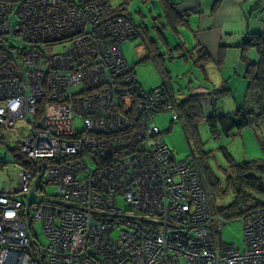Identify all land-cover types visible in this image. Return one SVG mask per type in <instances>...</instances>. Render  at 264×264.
I'll return each mask as SVG.
<instances>
[{"label":"built area","instance_id":"1","mask_svg":"<svg viewBox=\"0 0 264 264\" xmlns=\"http://www.w3.org/2000/svg\"><path fill=\"white\" fill-rule=\"evenodd\" d=\"M136 37L105 0H0V128L26 160L0 190V264H264V208L238 218L240 251L221 242L197 161L154 123L175 102L122 55Z\"/></svg>","mask_w":264,"mask_h":264},{"label":"rangeland","instance_id":"2","mask_svg":"<svg viewBox=\"0 0 264 264\" xmlns=\"http://www.w3.org/2000/svg\"><path fill=\"white\" fill-rule=\"evenodd\" d=\"M124 0H109L108 5L114 9ZM160 5L157 0H151L145 4L141 0H127V6L122 10L128 12L131 20L135 25H140L142 22L145 27L149 29L150 41L156 42L160 54L166 53L160 41L157 40L156 32L152 30L154 26L151 21V16L159 13ZM139 12L143 15H139ZM151 16H150V13ZM158 26V24H157ZM144 36V35H143ZM142 35L133 40H126L121 43L120 49L122 55L137 80L138 85L143 90L153 89L160 85L161 79L159 72L151 59H146L148 56V49L152 48L148 37ZM173 46V42H171ZM153 49V48H152ZM60 48L56 45L49 49L50 53H58ZM154 50V49H153ZM189 56V55H188ZM178 56L174 54V60L170 61L168 56H163V62L159 60L161 67L170 74L171 87L174 95H183V97L190 93L191 89L198 86V83L191 77V72L201 82L202 78L196 72L188 61L184 63L183 59H176ZM145 59V60H144ZM162 63L164 66H162ZM191 81V83H190ZM182 97V96H180ZM218 97L216 98V102ZM222 100L218 105L222 104ZM243 105V104H242ZM221 114V113H217ZM154 123L160 130L165 144L172 150L178 160H184L195 156L198 159L204 160L207 167L211 169L214 176L218 179L220 186L218 193L215 194L216 206L225 207L233 200L231 191L220 199L219 193L224 189V181L229 171L230 162L240 164L242 162H257L264 164V150H262L259 142L264 140V129L261 132H255L251 128L245 129L238 134L234 133L230 137L214 138L209 133L208 126L205 122H201L197 126L198 139L187 140L182 127L178 121H171L170 113H160L155 115ZM76 126H79L76 123ZM260 141H259V140ZM264 146V144H262ZM26 163L25 159H21L17 155L15 145L7 143V145L0 144V190L2 184L8 188L17 185L20 174L24 170L22 167ZM47 192L53 193L54 189L49 187ZM253 195H257L252 192ZM251 202V201H249ZM248 202V203H249ZM119 204L123 206L122 201ZM220 225V224H219ZM217 224V226L219 227ZM117 230H115L111 237L116 239ZM35 236L40 244L46 245L39 224L35 225ZM221 242L232 246L234 249L240 251L242 249V224L239 219L224 220V225L220 233Z\"/></svg>","mask_w":264,"mask_h":264},{"label":"crops","instance_id":"3","mask_svg":"<svg viewBox=\"0 0 264 264\" xmlns=\"http://www.w3.org/2000/svg\"><path fill=\"white\" fill-rule=\"evenodd\" d=\"M141 1L143 4L151 2ZM157 1L160 5L159 13L155 16L149 13L154 24L152 30L156 32L157 40L159 39L166 53L160 54L156 42L150 41V31L143 22L140 25L133 24L142 26V36L148 37L151 45L156 48V53L162 56L161 61L163 62L165 55L172 61L176 54V59L182 58L184 63L191 62L202 78L203 86L191 72L190 75L198 86L192 88L189 94L198 90L208 95L212 91H222L215 103L214 113H232L241 108L246 100L248 86L246 64L258 60V54L253 48L243 53L242 45L249 36H264V0H172L171 7L175 14H182L178 19H174V15L172 18L168 16L164 5L160 0ZM123 3L124 1L115 9H121L119 7ZM125 13L130 17L128 12ZM139 15L143 17L140 12ZM171 42L174 43L173 46ZM177 46L180 48L176 49ZM201 52L205 55L202 60ZM168 77L170 79L169 73ZM220 100L223 102L218 105ZM4 188L5 183L2 184V189Z\"/></svg>","mask_w":264,"mask_h":264},{"label":"trees","instance_id":"4","mask_svg":"<svg viewBox=\"0 0 264 264\" xmlns=\"http://www.w3.org/2000/svg\"><path fill=\"white\" fill-rule=\"evenodd\" d=\"M105 1L108 3L109 0ZM160 2L164 5L165 13H167L168 16L172 18V15H174V19L182 17V14H175L173 7H171L172 0H160ZM126 4L127 0H124V3L119 7L121 9H115L113 13L123 16L133 24L130 17L124 10H122ZM134 27L137 29L139 36H141V31L143 29L142 26L134 25ZM152 48L147 47L148 56L145 58L153 61L161 79L159 86L164 87L175 102L178 119H171V121H178L180 123L188 141L190 139H198L197 126L201 122L207 124L209 133L214 138H228L233 136L234 133L238 134L248 128H251L255 132H261V130L264 129V36H249L242 45L243 53H245L246 50L253 48L258 54L257 62L246 64L245 77L248 79V86L245 95L246 100L243 106L232 113L220 115L214 113V107L211 114L205 116L203 109V94L191 93L184 97L183 95H179V93L174 95L170 86L168 73L161 67L159 62V60L161 61L162 56L156 53L155 47ZM179 48V46L176 47V49ZM201 53L202 57L200 60L205 56L203 52ZM244 58L245 57L242 54V59ZM222 93V91H212L210 96L212 95L219 98ZM7 143L9 142L0 128V144L7 145ZM262 144H264V140L259 142L262 150H264ZM192 157L197 161L201 169L203 181L208 191L210 204L215 208L221 218L224 220L238 219L241 216L247 215L253 209L264 208V164L257 162H242L236 164L230 162L229 171L224 181V189L218 196L222 199L229 191H231L233 194V200L229 205L219 207L216 206L214 200L215 194L218 193L220 186L218 179L214 176L211 169L206 166L204 160L198 159L193 155ZM25 166L26 165L24 164L22 167ZM252 192H254L257 197L253 195Z\"/></svg>","mask_w":264,"mask_h":264}]
</instances>
